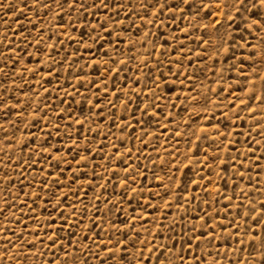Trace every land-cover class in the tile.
<instances>
[{"label": "rangeland", "instance_id": "rangeland-1", "mask_svg": "<svg viewBox=\"0 0 264 264\" xmlns=\"http://www.w3.org/2000/svg\"><path fill=\"white\" fill-rule=\"evenodd\" d=\"M80 2L0 0V264H258L264 8Z\"/></svg>", "mask_w": 264, "mask_h": 264}, {"label": "snow or ice", "instance_id": "snow-or-ice-1", "mask_svg": "<svg viewBox=\"0 0 264 264\" xmlns=\"http://www.w3.org/2000/svg\"><path fill=\"white\" fill-rule=\"evenodd\" d=\"M100 2H101V4L105 7V9H107V8L109 7L108 0H100ZM238 2L240 3L241 6H243V4L245 3V0H238ZM67 3H68V0H62V3H61V0H57V5H58L59 7H63V4H67ZM77 3H79V8H80V10H84V9L87 7V4H86V3H83V2H80V0H72V3L69 4V8L75 7V5H76ZM229 3H230V0H225V4H224V6H225L226 9L229 7ZM181 4H183V5H185V6H191V5L189 4V0H179V3H178L177 5H175V6H176V7H180ZM26 6H27V5L25 4V7H26ZM154 6H155L154 4L142 5V7H148V8H151V7H154ZM41 7H45L44 0H41ZM92 7H96L95 0H93ZM160 7H162V8H163V7H167V5H161ZM251 7H253V8H256V7L264 8V0H260V4H259V5H257V4L254 2V0H253V3H252V5H251ZM217 10H218V9H217ZM245 11H247V9H245ZM237 15H239V9H237ZM230 19H234V18H230ZM259 23H260L261 25H264V19H261V20L259 21ZM101 27H103V25H101ZM108 35H110V33H108ZM108 71H117V70H115V69H109ZM262 89H264V83H262ZM253 95H254V94H253ZM257 99H260V98H257ZM109 103L111 104L112 102L110 101ZM144 111L146 112L147 109H144ZM125 126H127V125H125ZM145 134H146V133H145ZM69 139H71V137H69ZM198 140H199V138H198ZM70 147H75V144H73V145L70 146ZM230 147H231V145H230ZM88 151H90V149H89ZM196 151H199V148H198V147L196 148ZM216 151H217V152L219 151V146H217ZM204 156H205V157L208 156L207 152L204 153ZM87 158H88L87 155L82 156V157H81V162L87 160ZM210 159H212L213 162H215V160L219 159V157H218V156H214V157H210ZM204 163H207V159L204 161ZM220 163H221V165H225V164L228 163V161H227V159H225V160H221ZM232 163H235V158H233ZM185 167H187V166H185ZM224 170L226 171V168H225ZM241 178H242V177H241ZM170 179H172V177H170ZM209 182H211V181H209ZM122 183H125V184L127 183V177H125V180H124ZM45 187H47V186L45 185ZM133 194H135V190H133ZM36 199H39V196H38V195L36 196ZM45 203H46V205L50 206V208H51V210L48 212L49 217L52 216V213H53V212H56V211L59 210V212H60V216L57 217V218H63V219H65V220L67 219V217H64L63 209H60V204L62 203V201H61L60 199H57V202H56V204H55L54 206L51 205V200H50V198L47 199ZM260 207H261L262 209H264V204H261ZM251 211H255V209L253 208V209H251ZM73 213H75V209H73ZM0 214H2V212H0ZM55 219H56V218H53V219H51V220H49V221H46V222H45V227H47V224H48V223H52V224H54V223H55ZM136 219H138V217H137ZM18 222H19V221H17V223H18ZM35 222L37 223V225H39V223H40L39 220H35ZM257 222H259V217H256V218H254V220H253V223H257ZM205 225H207V220H205ZM193 227H194V226H193ZM208 231H211V229H208ZM201 235H204V233L201 232ZM56 239H57V237H55V236L49 237V241H50V243L53 244V245L56 243ZM85 239H87V237H85ZM41 242H42V241H41ZM197 246H199V240H197ZM261 247H262V249H264V237H262V244H261ZM154 250H155V249H152L151 251H154ZM151 251H150L149 255H151ZM140 255L142 256L143 253L141 252ZM161 255H163V251H162V250H161ZM121 259H123V257H121ZM138 259H139V258H138ZM159 259H160V257L157 256V257H156V260H159ZM48 264H51V260L48 262ZM64 264H67V262L65 261ZM73 264H75V261H73ZM101 264H103V261H101ZM143 264H148V260H147V258L144 259ZM181 264H183V257H181ZM258 264H264V256L261 257V259L259 260Z\"/></svg>", "mask_w": 264, "mask_h": 264}]
</instances>
